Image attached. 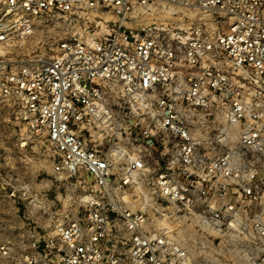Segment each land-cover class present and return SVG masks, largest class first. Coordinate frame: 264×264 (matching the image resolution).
<instances>
[{"label":"built area","instance_id":"2783aa9c","mask_svg":"<svg viewBox=\"0 0 264 264\" xmlns=\"http://www.w3.org/2000/svg\"><path fill=\"white\" fill-rule=\"evenodd\" d=\"M180 8L212 27H135ZM61 19L89 23L85 37L40 63L0 58V99L45 142L53 174L81 184L84 209L32 231L18 264H194L181 226L264 264V0H0V49ZM203 118L214 138L235 131L237 149L202 157ZM11 256L0 241V263Z\"/></svg>","mask_w":264,"mask_h":264},{"label":"rangeland","instance_id":"374dc122","mask_svg":"<svg viewBox=\"0 0 264 264\" xmlns=\"http://www.w3.org/2000/svg\"><path fill=\"white\" fill-rule=\"evenodd\" d=\"M180 11L183 14L174 16L176 19L163 14L159 19H142L135 27L150 25L152 21L161 23L162 27L182 30L191 26L212 27L208 13L193 9ZM94 17L90 16V20ZM102 18L106 22L112 19L109 15ZM57 22L55 25L41 23L29 38L2 47L0 58L10 66L8 70L53 58L60 39L72 34L85 37L84 28L89 24L82 21L68 24L62 19ZM93 32L95 30L90 34ZM87 36V40L93 37ZM17 117V105L0 99V241L7 244L12 253V259L2 264H18L16 258L31 243L30 233L34 230L49 232L50 218L71 220L79 217L84 209L81 184L53 174L52 156L45 142L32 141L26 125ZM218 125L212 118L194 121L195 133L210 143L199 151L205 159L225 154L231 145L237 149L235 131L229 132L228 139L213 137ZM176 233L179 238L188 240L186 247L194 264H247L239 255L240 247L218 251L216 245L211 246L205 242L207 239L186 226L179 227Z\"/></svg>","mask_w":264,"mask_h":264},{"label":"bare ground","instance_id":"6f19581e","mask_svg":"<svg viewBox=\"0 0 264 264\" xmlns=\"http://www.w3.org/2000/svg\"><path fill=\"white\" fill-rule=\"evenodd\" d=\"M179 10H189V9H184V8H180ZM193 10H198V9H193ZM182 28V27H181ZM244 256V255H243ZM243 256H241V258H244Z\"/></svg>","mask_w":264,"mask_h":264}]
</instances>
